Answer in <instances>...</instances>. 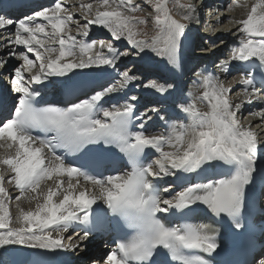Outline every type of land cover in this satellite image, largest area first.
<instances>
[{
  "label": "snow or ice",
  "instance_id": "6c2138e0",
  "mask_svg": "<svg viewBox=\"0 0 264 264\" xmlns=\"http://www.w3.org/2000/svg\"><path fill=\"white\" fill-rule=\"evenodd\" d=\"M143 2L151 5L154 14L156 35L150 42L138 38L145 35L139 31V26L147 24V20L135 15L145 11L139 0H96L94 13L93 3L81 4V18L86 21L83 25L74 19L65 0H56L52 7L35 11L18 22L0 15V30L15 24L14 39H8L7 44L0 47L10 49L6 53L8 57L23 61L12 78L15 92L19 94L14 111L10 117L0 120V148L6 150V155L0 157V165L11 173L7 180L0 174V249L18 245L46 251L75 250L79 245L74 242L66 245L64 233L73 225L92 227L95 217L100 221L108 219L132 232H125L117 241L116 249L94 264H207L196 253L217 251L220 247L217 229L210 223L174 224L169 217L176 212L190 217L203 206L215 218L227 217L236 229L244 227L245 193L254 182L260 140L252 125L245 126L241 122L238 114L242 113L243 104L229 99L232 89L224 87L218 78L202 76L199 87L203 92L181 106L190 122L173 125L167 135L146 134L142 130L146 121L139 124L140 131H134V103L103 107L101 102L106 96L137 79L128 71L120 74L116 84L102 86V90H94V94L70 107L37 106L41 90L33 85L47 88L46 81L50 77L69 76L76 69L115 68L117 60L128 55L127 51L102 40L98 42L100 50L97 51V41L78 40L71 35L70 24H77L83 37L88 36L91 26L101 27L110 33L113 41L124 39L137 53L149 49L177 65L187 24L173 18L169 0ZM232 3L247 7V3L241 5L239 0ZM196 11L189 5L182 19L191 22L196 18ZM41 20L46 23L35 22ZM237 23L241 35L225 65L232 61H255L257 67L264 70V0H255L246 18ZM14 46H22L26 52H17ZM105 48L110 55L104 54ZM7 62L0 57V68ZM37 67L38 71L33 74ZM25 73L29 74L27 78ZM242 83L245 93L256 94L254 75H246ZM145 87L164 94L169 86L152 81ZM129 99L136 101L137 97L133 95ZM197 101L206 110L198 107ZM251 102L249 99L248 103ZM249 115L264 121V109ZM135 119L142 120L140 116ZM37 130L46 135H34ZM112 147L127 158L130 171L96 175L86 170L85 164L77 165L66 159L68 154L79 153L81 160L101 161L105 150ZM166 147L171 150L165 151ZM57 149H64L65 153L58 154ZM146 149H153L159 157L151 160ZM217 168L224 170L221 177L200 182H196L194 176L177 175H201ZM61 177L68 178L66 187ZM161 177L187 179L189 183L163 197L161 191L169 192V188H161L156 183ZM54 178L55 189L41 192V184ZM81 178L85 184L92 185L94 191L87 188L78 191ZM5 183L19 191L14 197L15 217L9 208L13 197L4 187ZM61 192L63 197L57 202L55 197ZM24 200L35 201V208L25 210L20 203ZM98 202L106 207L94 208ZM88 235L89 231L85 230L80 239H87ZM71 239L68 237L69 241ZM249 264H264V250L253 251Z\"/></svg>",
  "mask_w": 264,
  "mask_h": 264
},
{
  "label": "bare ground",
  "instance_id": "6f19581e",
  "mask_svg": "<svg viewBox=\"0 0 264 264\" xmlns=\"http://www.w3.org/2000/svg\"><path fill=\"white\" fill-rule=\"evenodd\" d=\"M2 1H4V0H0V2H2ZM69 1L72 2V4H71L72 9H76V13L82 14L81 13L82 10L80 12V11H78V9L80 10V5H81V3L83 1H80V0H65V2H66L65 6L67 8H69L68 7V2ZM239 2H240L241 5H244L243 4V2H244L243 0H239ZM246 2H247V7H243V6L237 7L235 4L232 3L231 7H234L237 10L236 11H232L231 14L229 13L228 15L223 17V20L232 19V22L234 21V23H232V26H231V28L233 30L232 32H238V33L235 34V36H234L235 38H231L228 41V44L232 41L234 43V46L230 50V52L222 60L218 59L210 66H203L202 65L200 67V63H201L202 59L200 57H198V59L192 60L191 63H190L191 65H189V67H188L189 71H191L189 73L190 75L188 74V75H186L184 77L182 72H181V70H180V68H181V66L183 64L182 55H181V53H182L181 50L183 49V47H182V49L180 48V51H179V59H178V64L177 65L170 64L168 62V60L166 58H164V66L161 69V71H163V72H159L160 73L159 79L162 82L161 84L166 86V84H169L168 82H172L170 80H168V82H163L162 80L165 79L166 76H170L171 75V77L174 80H177V81L179 80V81H182V82L185 81L186 78L191 76V78L189 79V81L187 83V86H188L187 89H188V91L193 92L194 95L197 97L203 92V88L199 87L202 76H204V75H212V76L218 78V81L221 82L224 87H226V84L229 83L227 85V87H226V88H231L232 89V92L229 94V99L233 103H242L243 104V106H244V107H242V113L243 114L247 112L248 115H249V113H254V112L260 111V108L254 107L253 104H250L248 106L246 105V103L249 101L248 100L249 95L247 93H245V91H244L245 86L243 85L242 80H243V78H245L246 75H248V74H252L253 75L254 72L263 75L264 74V70L259 69L257 67L255 61H249L247 63L232 61L229 64H227V66H223V62L226 61V60H229L231 51L234 49V47L237 46L238 38L241 35V33L238 31L240 25L237 23V21L246 18L247 12L250 9L251 5L255 2V0H246ZM45 4L46 3H42V6H43L42 8L48 7V4H46V5ZM1 6L3 7V5H1ZM76 7H78V8H76ZM42 8H41V10H42ZM218 12H221L220 14H223V15L227 14L226 9H220L219 8ZM203 13H204V10H202L201 15ZM72 14H73V17H76L75 13L72 12ZM79 14H77V15H79ZM197 14H198V11H197ZM216 14H218V13L215 12V16H216ZM209 24H211V26H212L211 27V31L215 30L216 31V33H215L216 35H221L220 33L223 32V31H219L220 26H222V23L220 24V20L216 19L214 21L213 19H211L209 21ZM104 30L105 29H103L101 27L95 26L94 27V31H93L94 34L92 36H90V37L87 36V37H84V38L82 36L81 39L89 41V42L90 41H96L94 39L101 38V35H103ZM14 31L11 32V31H8L6 29L0 30V35L4 36V38H3L4 40H2L3 42L0 43V45H6V42H7L8 39H14V35H13ZM101 32H102V34H101ZM10 33H12V34H10ZM71 35L76 36L74 34H71ZM229 35L230 34H226L225 36L228 37ZM5 40H6V42H4ZM181 42H182V40H181ZM228 44H226V45H228ZM223 45H225L224 41H222L221 43H218V45L213 50H211L209 48L204 49L205 52H204L203 57L204 56L205 57H210L211 56L210 54L213 53V52H214L213 54L215 56H221L223 51H224L223 48H225V47L222 48ZM14 47H16V51L17 52H21L23 50L22 46H14ZM54 47H58V46L54 45ZM200 48H201V46L198 49L200 50ZM9 50L10 49L8 47H0V57H3ZM96 50H98V51L100 50L99 49V45H97V49ZM106 50L107 49L105 48L103 52H106V55H110ZM197 53H198V51H197ZM28 55H29V57L31 59L33 58L31 53L28 54ZM16 59H18V58L14 57L12 62H14V61L17 62L18 60H16ZM33 59H35V58H33ZM19 61H22V60H19ZM135 63L133 64L134 68H136L135 67ZM22 64H23V61H22ZM119 65H126V64L123 63V64H119ZM251 65L253 66L251 69L254 70V72L252 70H249ZM4 67L0 68V79H2V77H5V76H10V74H12L14 72V71H9V73L7 72V69L11 68L10 65L8 66L9 68H4ZM157 67H161V66L157 65ZM225 67L230 69V70L227 71V72L224 71ZM215 68H217V69L223 68V69L218 70V71H214ZM233 68H235V70L231 73L230 71ZM136 69H137V71L149 70V69H152V65H150L148 63H145V65H143V67L141 66V67H138ZM86 72H94V76H96L97 78H100V76H106V81H105L104 84L101 85L99 90H102V86H109V84L111 83L112 80H113V82H115L117 78H120V76H118V74L116 73V68H109V67L105 66V67H100V68L93 67V68H86V69H76L74 72L69 73V76H65V77H50L49 80L46 81V83H50L52 86L53 85H58V86L61 87L63 84H67V86H68L74 80L76 82L83 81V76H84V74ZM25 76L28 77L29 74L25 73ZM135 76L137 77V79L134 80L131 84H129L126 88L120 90L119 92H116L114 95H111L110 97L105 98L103 100L104 102H107L108 108H111V107L114 106L113 101L115 99L121 100V104L129 103L128 102L129 98L131 96H133L134 94L135 95L140 94L139 102L136 101V102H134V104H137V106L139 105V107H141V110L144 107H147L148 105H153V104H157V103L162 105L165 102H167L166 97L171 96V100L169 102V106L167 108L166 114L169 115L170 113H176V115L174 117L175 118L174 120H176V121H173L168 116L163 117V119H162L161 118L162 116L159 115L154 120L155 123L151 122V124L149 126L148 125L149 119L146 118L143 115L144 121H146L145 122V126H144V128H146L145 133L148 134V135H161V134L167 135L170 132V130H171L173 125L188 124L190 122V119L187 116V114H185L184 112H182L180 110L181 106L185 105L187 103L182 98H177L178 97V94H177L178 86H177V84H175V88L172 91L168 90L164 94L158 93L154 89H151V88H143V90L141 92H139V90L136 88V86H138V85L142 86L144 82L143 81H139L141 79L139 78L138 74H135ZM88 82H89V80H88ZM172 83H174V82H172ZM257 83H258V80L255 78V84H257ZM8 84H9V87H10V90H11L10 81H8ZM145 92H148L149 96L147 98L150 100L148 102L149 104H146L144 99H142L143 94ZM92 94H94V93H92ZM243 100H244V102H242ZM197 106L201 107L203 110H206V107L201 105L199 101H197ZM238 115H240V114H238ZM249 116H250V118H248V121L250 123H252V124L255 123L257 125L259 122H263L262 126L264 125V121H262L261 118L256 117L254 115H249ZM159 123H161V129H158V128H160L159 127L160 125H157ZM167 124L169 125V127H168L169 129L166 130V129H164V127H166ZM259 126H260V124H259ZM262 126H261V128H262ZM263 139H264V136H263ZM262 143L263 144L258 145V148H257L256 168H258L262 164H264V150H262V145H264V141ZM170 150L171 149H169L167 147L165 148V151H170ZM1 151H2V156L1 157H4L6 155L5 148H1ZM3 167L6 170V173L4 174V176H5V180H7L9 178V176L11 175V173L7 170L6 166H3ZM219 169L220 168L210 169L206 174L202 173L201 175L185 174V173H178L177 175L181 176V177L194 176L195 181L196 182H200V181L207 180V179L219 178V177H217L215 175L219 171ZM184 181H187V179H176V181L174 183V186H173L174 189L179 190V185L182 182H184ZM63 186L66 187L67 183L65 182ZM4 187L8 190V192L11 191L12 193H14L15 196L19 195V191L15 188L14 185L5 183ZM55 187H56V180L51 182V183H47L45 186H44V184L41 185L40 191L46 193L49 188L55 189ZM82 189L83 188L79 185L78 191L82 190ZM62 194L63 193L61 192L60 195L55 197L57 202H59V200L62 199V198H60V196ZM30 195H33V194H30ZM20 203H21V206L25 210H28L29 208L34 209L36 202L35 201L29 202L28 200H24V201H21ZM13 226H16V225H13ZM72 228H73V226H71L69 228L68 232L64 233L65 239H66V237H71L72 238L71 241H69V240L65 241L64 240V243L66 245L68 243H70V242H74L75 244H78V245L82 244L85 241V239L81 240L80 239L81 236L77 232L72 231ZM53 235H55V233H53ZM17 249H25L26 251L29 252L31 257H33V258L37 257V258H42V259H44L46 257V255L50 256V257H55L58 254L65 253L67 255L71 254L73 256V253H74V250L46 251V250H40V249L24 248V247H21V246H18V245L17 246H8L6 249H0V264H9L8 255L10 254L11 251L17 250ZM77 250L80 251L81 249L79 248ZM96 261L98 262L99 260H96Z\"/></svg>",
  "mask_w": 264,
  "mask_h": 264
},
{
  "label": "rangeland",
  "instance_id": "374dc122",
  "mask_svg": "<svg viewBox=\"0 0 264 264\" xmlns=\"http://www.w3.org/2000/svg\"><path fill=\"white\" fill-rule=\"evenodd\" d=\"M80 1H83L81 4H87V3H93V13L95 12V10H96V0H80ZM244 2H243V4H245V3H247L246 2V0H243ZM139 2L141 3V6L145 9V11H141V12H137V13H135V15L137 16V17H139L140 19H145V20H147V24H145V25H140L139 26V31H141V32H143V33H145V35H143V36H141V37H138L139 39H146V40H148L149 42L151 41V39L156 35V29H155V27H154V24H153V13H151V5L150 4H145L144 2H143V0H139ZM186 5V1L185 0H169V2H168V7H169V10H170V12H171V15L173 16V18H175L176 20H178L179 22H181V23H187V21H184L183 19H182V16L186 13V11H187V7L185 6ZM74 7V6H73ZM76 8H78V7H76ZM223 9V8H222ZM69 10L71 11V12H73V13H75V16L76 17H74V19H78L79 20V24L80 25H83V24H85L86 23V21L85 20H83L81 17H82V15H83V12H81V9L79 10L78 9V11H80L82 14H79V13H76V9H72V7L70 8L69 7ZM218 10V9H217ZM217 13H218V11H217ZM77 14H79V15H77ZM231 14V13H230ZM217 15V14H216ZM205 23H204V26L206 25V29H205V31H206V33L205 34H208V33H210V34H212V32H211V24H209V21L211 20H209V21H207V17H205ZM232 23H234V21L232 22ZM208 24V25H207ZM222 26H224L223 24H222ZM70 27H71V29H72V31H71V34H74V35H76V37L78 38V40H82L81 38H82V35H80L79 34V28H78V25L77 24H70ZM94 27H95V25H93V26H91L90 27V29L91 30H89L90 32H92V34L90 35V36H92L94 33H93V31H94ZM98 27V26H97ZM221 27V26H220ZM187 28V27H186ZM49 31H51V29H49ZM216 32V31H215ZM224 32V31H223ZM236 33H238V32H232V33H230L231 35H233V34H236ZM10 34H12V33H10ZM101 34H102V32H101ZM14 35V34H13ZM79 36V37H78ZM89 36V37H90ZM0 37H2V38H4V36H1L0 35ZM84 38V37H83ZM204 39H206V37L204 36ZM1 40V39H0ZM4 40V39H3ZM94 40H96L97 41V45H99V41H104L105 43H113L114 44V47H116V48H118L119 50H121V51H127L128 52V55L127 56H123V57H120V59L121 60H117V61H119V62H123V61H129L130 60V57H131V60H130V62L123 68V69H121V73L122 72H124V71H129V70H134L135 68H133V65L132 64H134L136 61L137 62H139V63H141L140 61H142V60H150V61H155V62H158L159 60L162 62L163 61V63H164V58L162 57H160V56H157L154 52H152L151 50H149V49H146L145 50V52H143V53H137V51L135 50V49H133L130 45H128V43H127V41L126 40H124V39H121V40H119V41H113L112 40V37H111V35H110V33H108L107 32V30L105 29L104 30V32H103V35H101V38H99V39H94ZM0 42H2V41H0ZM4 42H6V40L4 41ZM7 43V42H6ZM204 43H207V39H206V41H203V44ZM222 49V48H221ZM98 51V50H97ZM103 51H104V49H103ZM107 51V50H106ZM219 51V50H218ZM199 52V51H198ZM104 54L106 55V52H104ZM133 54V55H132ZM93 55H94V53H93ZM132 55V56H131ZM10 58H12V57H10ZM144 58V59H143ZM9 59V58H8ZM129 59V60H128ZM198 59V58H197ZM13 61V60H12ZM11 61V62H12ZM17 65V64H16ZM136 66H137V64H136ZM36 70L38 71V67L36 68V69H34V71L36 72ZM153 73H155V74H157V72H155V71H149V72H145V71H139V72H131V73H129L130 75H135V74H138L139 75V77H141V76H143L144 78L146 77V82H144V86L147 84V83H149V82H152V81H154V82H157L158 81V77H159V75H157V76H155V74H153ZM33 74H35L34 72H33ZM118 76H120V75H118ZM115 82H113V84H114ZM229 84V83H228ZM228 84H226V87H227V85ZM169 84H166V86H168ZM173 84H171L170 86H169V89H171V88H173ZM151 107H154L155 109H157V111L161 114V111L163 112V111H165L166 109H165V106L163 105V106H159V105H152ZM154 116H155V114H153V115H151V118L152 119H154ZM249 117H247L246 115L245 116H240V119H241V121H242V123L244 124V125H246V126H248V125H252L253 126V131L254 132H256L257 134H258V138H260L261 140L263 139V136H264V125L262 126V123L263 122H259L257 125L255 124V123H250V122H248L247 121V119H248ZM173 121H176V120H173ZM259 124H260V126H259ZM262 126V128H260ZM260 128V129H259ZM259 129V130H258ZM258 131V132H257ZM262 135H261V134ZM5 169V168H4ZM6 173V172H5ZM46 184H44V186H45ZM63 197V194L60 196V198H62ZM9 208H10V211H11V214H12V216L13 217H15V215H16V209H15V205H14V203H9ZM67 236V235H66ZM68 240V237H66V239H65V241H67Z\"/></svg>",
  "mask_w": 264,
  "mask_h": 264
}]
</instances>
